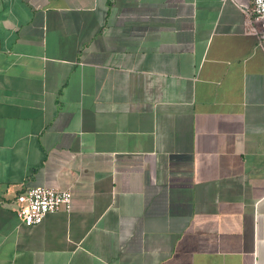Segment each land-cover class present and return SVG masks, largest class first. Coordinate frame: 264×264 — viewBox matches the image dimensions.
Here are the masks:
<instances>
[{"label":"crops","instance_id":"1","mask_svg":"<svg viewBox=\"0 0 264 264\" xmlns=\"http://www.w3.org/2000/svg\"><path fill=\"white\" fill-rule=\"evenodd\" d=\"M250 6L0 0V264H264ZM32 186L69 209L23 225Z\"/></svg>","mask_w":264,"mask_h":264},{"label":"built area","instance_id":"2","mask_svg":"<svg viewBox=\"0 0 264 264\" xmlns=\"http://www.w3.org/2000/svg\"><path fill=\"white\" fill-rule=\"evenodd\" d=\"M235 2V0H221ZM250 8L241 9L243 26L246 33L254 35L257 44L264 47V0H248ZM71 193L67 188L59 189L46 186L26 188L14 197L16 215L26 226L38 224L46 213L57 209L68 210Z\"/></svg>","mask_w":264,"mask_h":264}]
</instances>
